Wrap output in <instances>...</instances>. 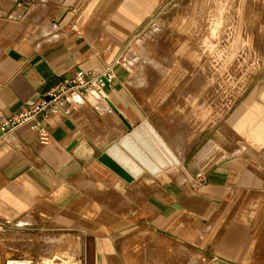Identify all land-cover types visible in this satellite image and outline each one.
I'll list each match as a JSON object with an SVG mask.
<instances>
[{
  "label": "crops",
  "instance_id": "obj_1",
  "mask_svg": "<svg viewBox=\"0 0 264 264\" xmlns=\"http://www.w3.org/2000/svg\"><path fill=\"white\" fill-rule=\"evenodd\" d=\"M162 1L0 0V111L19 110L78 69L104 70ZM115 69L103 96L42 120L48 142L29 124L0 138V228L61 233L81 264H264V138H233L212 163L201 149L191 182L149 169L127 180L101 154L118 144L140 165L122 138L145 120L160 129L173 112L153 101L155 81ZM244 118L264 136V96L238 102L222 134L240 135Z\"/></svg>",
  "mask_w": 264,
  "mask_h": 264
},
{
  "label": "rangeland",
  "instance_id": "obj_2",
  "mask_svg": "<svg viewBox=\"0 0 264 264\" xmlns=\"http://www.w3.org/2000/svg\"><path fill=\"white\" fill-rule=\"evenodd\" d=\"M128 46L124 64L135 79L155 81L153 101L173 112L157 131L178 162L160 174L191 182L201 149L209 148L212 163L216 147L233 138H264L254 133L253 118L235 124L240 135L222 134L238 102L264 96V0H163ZM37 233L0 228L1 254L69 248L61 233Z\"/></svg>",
  "mask_w": 264,
  "mask_h": 264
},
{
  "label": "built area",
  "instance_id": "obj_3",
  "mask_svg": "<svg viewBox=\"0 0 264 264\" xmlns=\"http://www.w3.org/2000/svg\"><path fill=\"white\" fill-rule=\"evenodd\" d=\"M131 53L126 52L116 58L104 70L97 68L78 69L73 75L59 80L46 93L25 103L19 110L4 114L0 111V138L9 139L16 129L29 124L37 130L42 142H48L50 134L43 124V119H50L56 114L69 113L87 100L93 92L103 96L108 86L116 78V66L124 64L130 59ZM11 229L37 232L29 224H13ZM69 248L49 251L40 247L29 253H15L3 257L0 252V264H81V257L76 246L69 244Z\"/></svg>",
  "mask_w": 264,
  "mask_h": 264
},
{
  "label": "bare ground",
  "instance_id": "obj_4",
  "mask_svg": "<svg viewBox=\"0 0 264 264\" xmlns=\"http://www.w3.org/2000/svg\"><path fill=\"white\" fill-rule=\"evenodd\" d=\"M104 103H106V101ZM98 105L100 104L98 103ZM126 140L129 143L130 142H133L134 144L137 143V145L140 146L139 157L142 159L146 168L152 170L155 173H160L164 169H166L169 163L173 162V159L175 163L178 162L177 157L174 155V153L172 152L171 148L169 147L165 139L162 137V135L157 131V129L152 125V123L149 120H145L140 126L136 127L135 130L130 135L127 136ZM116 154L118 155L117 152ZM120 159L124 161V163H126L129 166V168L134 172L139 171L143 168V167L133 166L123 156H120Z\"/></svg>",
  "mask_w": 264,
  "mask_h": 264
},
{
  "label": "water",
  "instance_id": "obj_5",
  "mask_svg": "<svg viewBox=\"0 0 264 264\" xmlns=\"http://www.w3.org/2000/svg\"><path fill=\"white\" fill-rule=\"evenodd\" d=\"M128 135H130V134H127L126 136H124L122 138V143L130 151H132L136 155V157H138V159L141 161L140 165L137 164L135 162V160H133V158L131 156H129L128 154H126L125 152H123L117 146L118 144L111 146L110 148H108V150H105L101 154L100 159L103 162H105L108 166H110L113 170H115L116 172H118L121 176H123L124 178H126L127 180H132L135 176L140 175L141 173H143L148 168H146V166L143 163L142 159L139 157V148H140V146L137 145V143L134 144L133 142H130V143L127 142L126 139H127V136ZM116 152L118 153V155L116 154ZM120 156L125 157L127 159V161L130 162V164H132L133 166L143 167V168L141 170H139V171L134 172L133 170H131L129 168V166L126 163H124V161H122L120 159Z\"/></svg>",
  "mask_w": 264,
  "mask_h": 264
}]
</instances>
